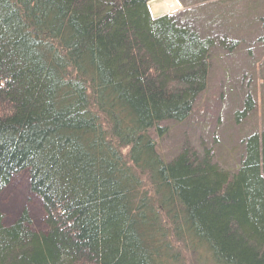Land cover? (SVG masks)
I'll use <instances>...</instances> for the list:
<instances>
[{"label":"trees","instance_id":"16d2710c","mask_svg":"<svg viewBox=\"0 0 264 264\" xmlns=\"http://www.w3.org/2000/svg\"><path fill=\"white\" fill-rule=\"evenodd\" d=\"M148 1L0 0V192L25 173L43 226L0 211V264H264V123L233 169L152 136L189 118L234 41Z\"/></svg>","mask_w":264,"mask_h":264},{"label":"rangeland","instance_id":"374dc122","mask_svg":"<svg viewBox=\"0 0 264 264\" xmlns=\"http://www.w3.org/2000/svg\"><path fill=\"white\" fill-rule=\"evenodd\" d=\"M175 7L161 15H179L181 22L205 36L227 39L211 50L207 87L197 98L189 118L165 123L168 132L157 138L167 159L185 144L206 148L222 168L237 167L242 141L264 123V0H173ZM254 108L245 117L236 113L246 96ZM27 211L33 229H41V204L29 190L25 173L10 179L0 192L3 224ZM189 259V260H188ZM188 260V261H187ZM186 264H196L186 256Z\"/></svg>","mask_w":264,"mask_h":264},{"label":"bare ground","instance_id":"6f19581e","mask_svg":"<svg viewBox=\"0 0 264 264\" xmlns=\"http://www.w3.org/2000/svg\"><path fill=\"white\" fill-rule=\"evenodd\" d=\"M148 9L152 14L158 15L162 12H169L175 7L173 0H151L148 2Z\"/></svg>","mask_w":264,"mask_h":264},{"label":"water","instance_id":"95a60500","mask_svg":"<svg viewBox=\"0 0 264 264\" xmlns=\"http://www.w3.org/2000/svg\"><path fill=\"white\" fill-rule=\"evenodd\" d=\"M156 17H158V16H156V15H152V18H156Z\"/></svg>","mask_w":264,"mask_h":264}]
</instances>
